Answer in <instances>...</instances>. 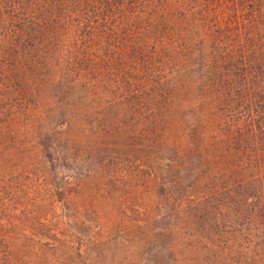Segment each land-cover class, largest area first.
<instances>
[{
	"label": "trees",
	"instance_id": "16d2710c",
	"mask_svg": "<svg viewBox=\"0 0 264 264\" xmlns=\"http://www.w3.org/2000/svg\"><path fill=\"white\" fill-rule=\"evenodd\" d=\"M0 264H264V0H0Z\"/></svg>",
	"mask_w": 264,
	"mask_h": 264
}]
</instances>
